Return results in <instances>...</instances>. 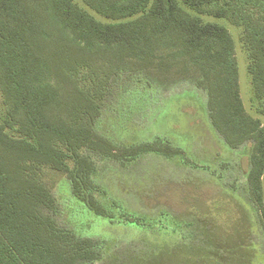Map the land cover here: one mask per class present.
Segmentation results:
<instances>
[{
  "label": "trees",
  "instance_id": "16d2710c",
  "mask_svg": "<svg viewBox=\"0 0 264 264\" xmlns=\"http://www.w3.org/2000/svg\"><path fill=\"white\" fill-rule=\"evenodd\" d=\"M82 3L84 8L75 0H0V264L108 259L100 240L62 224L48 173L62 175L72 201L106 220L99 194L107 165L133 170L152 156L201 171L167 138L124 139L120 132L129 131L117 121L112 133L105 131L106 102L132 74L157 86L184 80L194 88L170 100L174 106L162 120L174 109L179 124L194 130L203 123L221 148L245 151L248 194L264 230V129L244 108L229 31L201 18L241 29L264 118V0ZM189 216L180 221L191 233Z\"/></svg>",
  "mask_w": 264,
  "mask_h": 264
},
{
  "label": "rangeland",
  "instance_id": "374dc122",
  "mask_svg": "<svg viewBox=\"0 0 264 264\" xmlns=\"http://www.w3.org/2000/svg\"><path fill=\"white\" fill-rule=\"evenodd\" d=\"M75 2L84 8L82 0ZM201 18L229 31L244 108L264 129L241 29L225 20ZM167 85L157 86L141 74L123 79L106 102L105 131L112 133V125L118 122L119 129L129 131L120 132L123 138L128 135L138 142L167 138L201 165V171L152 156L133 170L107 165L99 194L106 220L72 201L62 175L48 173L46 183L61 202L62 224L100 240L108 253L103 264H264V230L248 194L245 151L224 150L203 123L194 130L179 124L174 109L162 120L164 111L174 106L170 100L194 89L184 80ZM111 114L116 118H109ZM262 183L264 205V177ZM188 216L194 229L191 233L180 221Z\"/></svg>",
  "mask_w": 264,
  "mask_h": 264
}]
</instances>
